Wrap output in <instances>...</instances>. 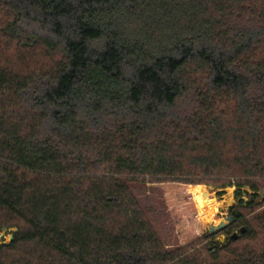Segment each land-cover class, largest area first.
I'll return each mask as SVG.
<instances>
[{
  "label": "trees",
  "instance_id": "16d2710c",
  "mask_svg": "<svg viewBox=\"0 0 264 264\" xmlns=\"http://www.w3.org/2000/svg\"><path fill=\"white\" fill-rule=\"evenodd\" d=\"M167 182L241 201L169 249ZM261 193L264 0H0V264H264Z\"/></svg>",
  "mask_w": 264,
  "mask_h": 264
},
{
  "label": "rangeland",
  "instance_id": "374dc122",
  "mask_svg": "<svg viewBox=\"0 0 264 264\" xmlns=\"http://www.w3.org/2000/svg\"><path fill=\"white\" fill-rule=\"evenodd\" d=\"M207 188L211 200L217 203V210L211 220L202 221L198 216L195 201V187ZM236 188L217 189L210 185H188L176 182L137 184L135 195L147 212L163 243L169 249L180 248L209 235L212 226L221 222L228 224L227 218L232 206L240 204L235 196ZM194 193V194H193ZM221 194V195H219ZM250 202L248 197L243 198ZM264 201V193L256 200ZM16 230H0V245L9 244ZM226 236L220 234L216 241L225 243Z\"/></svg>",
  "mask_w": 264,
  "mask_h": 264
},
{
  "label": "bare ground",
  "instance_id": "6f19581e",
  "mask_svg": "<svg viewBox=\"0 0 264 264\" xmlns=\"http://www.w3.org/2000/svg\"><path fill=\"white\" fill-rule=\"evenodd\" d=\"M195 201L198 210V216L202 221L211 220L212 215L217 210V203L215 200H211L207 188L203 186L195 187ZM194 194V193H193Z\"/></svg>",
  "mask_w": 264,
  "mask_h": 264
},
{
  "label": "water",
  "instance_id": "95a60500",
  "mask_svg": "<svg viewBox=\"0 0 264 264\" xmlns=\"http://www.w3.org/2000/svg\"><path fill=\"white\" fill-rule=\"evenodd\" d=\"M227 221L230 222V221H231V218L228 217V218H227ZM226 224H227L226 222H221V223H220L219 225H217V226H212V228L210 229V232H214V231H216V230H218V229L224 227ZM4 230H8V229H4ZM232 238H233V239H236V238H237V235H236V234L233 235ZM226 239H227V238H225V240H226Z\"/></svg>",
  "mask_w": 264,
  "mask_h": 264
}]
</instances>
